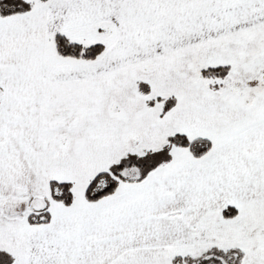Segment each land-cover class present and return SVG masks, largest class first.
Here are the masks:
<instances>
[{"label":"snow or ice","instance_id":"obj_1","mask_svg":"<svg viewBox=\"0 0 264 264\" xmlns=\"http://www.w3.org/2000/svg\"><path fill=\"white\" fill-rule=\"evenodd\" d=\"M0 264H264V0H0Z\"/></svg>","mask_w":264,"mask_h":264}]
</instances>
